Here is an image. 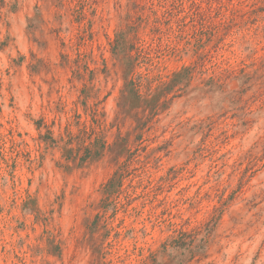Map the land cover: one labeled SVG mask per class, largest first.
<instances>
[{
	"label": "rangeland",
	"instance_id": "obj_1",
	"mask_svg": "<svg viewBox=\"0 0 264 264\" xmlns=\"http://www.w3.org/2000/svg\"><path fill=\"white\" fill-rule=\"evenodd\" d=\"M54 1L0 0V264H92L96 212L105 264L150 263L206 223L207 255L187 264H264V0ZM120 31L142 93L191 72L128 135L122 191L99 212L110 155L68 168L61 147L131 130L115 119Z\"/></svg>",
	"mask_w": 264,
	"mask_h": 264
},
{
	"label": "trees",
	"instance_id": "obj_2",
	"mask_svg": "<svg viewBox=\"0 0 264 264\" xmlns=\"http://www.w3.org/2000/svg\"><path fill=\"white\" fill-rule=\"evenodd\" d=\"M53 3L56 7H63L62 0H56ZM112 53L121 64L124 81L117 101L118 111L115 119L126 116L131 117L133 124L131 130L126 132L125 135L117 133L114 141L110 144L106 142L103 135L98 134L86 145L83 141H80L78 136H70L61 147L62 155L66 162L71 163L70 166H66L68 168L86 166L100 160L106 153L110 155V160L116 168L107 181L102 184L101 197L93 206L99 212H104L122 191L121 186L126 172V161H119V159L127 153L128 135L134 133V136L138 137L144 129L148 118L166 108L168 95L186 86L189 82L188 75L191 72L190 66L181 67L172 72L166 81L161 82L152 89L147 86L145 92L142 93L138 84L129 77L132 69V56L128 52L125 33H122V31L116 35ZM205 84L211 87L215 85V82L212 78H208L204 82ZM101 214L95 213L88 228L91 236L88 241L94 255L92 264H105L102 261L103 254H101L100 244L93 241V233L96 229L102 227L104 234L107 232L105 225L96 226L103 217V214ZM88 220L89 218L85 219V222ZM212 231L213 224L210 225L209 223L190 231H178L174 236L166 238L161 243L158 251L148 257L150 263L143 264H187L194 258H204L207 255ZM157 256L163 257V260L158 261Z\"/></svg>",
	"mask_w": 264,
	"mask_h": 264
}]
</instances>
